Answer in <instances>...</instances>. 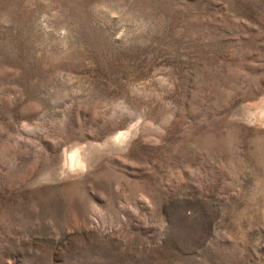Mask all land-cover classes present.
I'll list each match as a JSON object with an SVG mask.
<instances>
[{"label": "rangeland", "instance_id": "rangeland-1", "mask_svg": "<svg viewBox=\"0 0 264 264\" xmlns=\"http://www.w3.org/2000/svg\"><path fill=\"white\" fill-rule=\"evenodd\" d=\"M0 264H264V0H0Z\"/></svg>", "mask_w": 264, "mask_h": 264}, {"label": "bare ground", "instance_id": "bare-ground-1", "mask_svg": "<svg viewBox=\"0 0 264 264\" xmlns=\"http://www.w3.org/2000/svg\"><path fill=\"white\" fill-rule=\"evenodd\" d=\"M127 133V132H126ZM126 133H121V134H119L116 138H115V140H124L125 139V134ZM127 141V140H126ZM116 142V141H115ZM120 143V142H119ZM123 143V142H122ZM80 154L78 153V152H73L72 154H71V162H72V164L73 165H75V164H77V165H79V164H81L82 163V160L80 159V156H79Z\"/></svg>", "mask_w": 264, "mask_h": 264}]
</instances>
